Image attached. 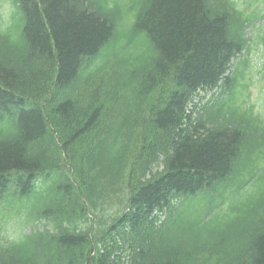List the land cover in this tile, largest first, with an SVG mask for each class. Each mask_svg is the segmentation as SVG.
I'll list each match as a JSON object with an SVG mask.
<instances>
[{
  "label": "trees",
  "instance_id": "obj_1",
  "mask_svg": "<svg viewBox=\"0 0 264 264\" xmlns=\"http://www.w3.org/2000/svg\"><path fill=\"white\" fill-rule=\"evenodd\" d=\"M12 4L0 264H264V0Z\"/></svg>",
  "mask_w": 264,
  "mask_h": 264
},
{
  "label": "rangeland",
  "instance_id": "obj_2",
  "mask_svg": "<svg viewBox=\"0 0 264 264\" xmlns=\"http://www.w3.org/2000/svg\"><path fill=\"white\" fill-rule=\"evenodd\" d=\"M262 3V2H261ZM258 8H262L260 4H257ZM263 5V4H262ZM254 7L250 8V11L253 10ZM11 9V5L7 0H0V12L3 13L4 20L7 22V15L9 14ZM10 22L12 24H17L18 23V15L16 11H12L10 16ZM250 62L252 61V68H251V74H252V86L250 88V93L248 96H245L246 101H250L252 103H255L258 107H264V76L261 73L262 71V59L264 58V53L262 48H256L253 47L250 53ZM250 81H247L249 83ZM262 113H264L263 109H258ZM9 226H13L14 222L12 220H8ZM44 223H38L35 226L41 227L43 226ZM32 226H29L31 228ZM14 234L13 232H11Z\"/></svg>",
  "mask_w": 264,
  "mask_h": 264
}]
</instances>
